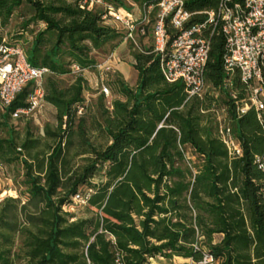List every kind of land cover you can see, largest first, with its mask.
Returning a JSON list of instances; mask_svg holds the SVG:
<instances>
[{
  "label": "trees",
  "instance_id": "trees-1",
  "mask_svg": "<svg viewBox=\"0 0 264 264\" xmlns=\"http://www.w3.org/2000/svg\"><path fill=\"white\" fill-rule=\"evenodd\" d=\"M83 1L0 0V42L22 6L32 14L23 28L44 25L24 50L32 66L49 71L44 101L56 121L42 138L26 130L22 138L0 139V165H20L26 194L23 204L10 197L0 202V264H14L16 237L23 238L26 264H150L175 257L200 264L205 256L213 264H264V173L255 163L264 154V126L253 109L238 119L233 114L222 89V34L210 37L205 67L207 86L219 93L186 102L184 85L165 81L153 52L158 0H105L116 9L130 11L127 3L152 9L134 34L136 46L129 42L136 86L116 74L107 88L118 98H102L94 114L84 101L82 74L96 71L94 51L116 47L125 34L102 20L100 8H82ZM183 1L194 14L190 24L204 21L203 13L220 2ZM232 82L241 99L244 85L237 75ZM31 90V83L21 90L0 125L27 108ZM211 105L230 108L241 158L229 160L214 136ZM186 147L200 165L186 160ZM76 195L87 196L84 206L72 201Z\"/></svg>",
  "mask_w": 264,
  "mask_h": 264
},
{
  "label": "built area",
  "instance_id": "built-area-1",
  "mask_svg": "<svg viewBox=\"0 0 264 264\" xmlns=\"http://www.w3.org/2000/svg\"><path fill=\"white\" fill-rule=\"evenodd\" d=\"M82 8L91 11L100 8L102 20L118 23L125 28L124 40L136 46L134 34L139 25L149 23L152 7H141L142 20L135 24L133 15L123 8L116 9L105 0H84ZM153 30V52L159 56L160 72L166 82H180L185 87L186 102L202 100L205 95H217L210 91L205 80V67L210 49V37L214 32L222 34L226 43L222 89L228 94L235 118H241L250 109L264 126V0H220L215 11L204 12V21L190 24L194 14L188 12L183 0H158ZM173 35L168 33V29ZM207 32V33H206ZM77 73L79 68L73 66ZM47 69L32 66L25 50L19 45L0 42V109L6 111L16 96L28 84L32 90L27 98V108L15 110L11 118L39 114L44 105V77ZM237 75L244 85V96L239 99L233 89V76ZM100 93L109 96V89L100 85ZM229 107L211 105L214 136L225 147L229 160L242 157L239 139L231 127ZM78 114L81 109H78ZM202 113H205L202 111ZM186 158V151L184 152ZM187 160V158H186ZM258 169L264 173V154L255 157ZM87 196L76 195L72 201L84 206ZM200 264H213L205 256Z\"/></svg>",
  "mask_w": 264,
  "mask_h": 264
},
{
  "label": "rangeland",
  "instance_id": "rangeland-1",
  "mask_svg": "<svg viewBox=\"0 0 264 264\" xmlns=\"http://www.w3.org/2000/svg\"><path fill=\"white\" fill-rule=\"evenodd\" d=\"M127 7L130 9V12L133 15V19L136 25L142 20L141 17V8L138 6L127 3ZM125 10V9H124ZM32 14L28 7L22 6L20 9L16 11V13L11 17L9 24L4 28L2 31L3 38H5L8 42L19 44L23 49H26L32 42L35 34L42 30L44 25L40 22L38 23H31L29 26L23 28L24 24L30 20ZM113 27L122 30L125 32V28L119 25L118 23L111 24ZM122 48L131 51V44L128 41H124ZM115 52V58L121 62L124 59V54H118V49L116 50L115 47H106L103 48L102 51H94L93 58L96 61L97 69L94 72L85 71L82 75L88 84V89L86 91L87 102L90 108L94 109L98 102L99 96L97 95V89H100V85H105L108 87V84L112 82L115 78L116 74H119L113 67L109 68L108 64L105 65V59L110 57L111 54ZM104 62V63H103ZM113 62V61H112ZM122 80L124 83L131 88L134 87V79L130 78L128 75ZM111 96V91L109 90V98ZM108 98V100H109ZM43 110V109H42ZM50 112L45 111V118L42 123H37L32 118H18L17 120H13L11 118L6 121V126L0 125V139L9 138L10 135L14 134V137H23L26 130H29L33 133L35 138H38L41 135V128L48 125L51 122ZM3 122V115L0 113V123ZM17 134V135H15ZM186 158L187 160L193 165L198 166L200 165L199 157L192 151L186 150ZM21 167L20 165L14 166H1L0 165V200L6 197L17 196L19 198L21 204L25 202L26 197L17 194L20 190V194H23V189L21 188V179H20ZM17 191V192H16ZM71 212H75L73 209L70 210ZM80 216V214H78ZM22 238H18L15 241L14 249L12 250L15 259L18 257L20 260H15V264H24L22 261V252L20 251ZM150 264H193L191 262H185L181 260H173L171 262H166L165 260L154 259L149 261Z\"/></svg>",
  "mask_w": 264,
  "mask_h": 264
},
{
  "label": "crops",
  "instance_id": "crops-1",
  "mask_svg": "<svg viewBox=\"0 0 264 264\" xmlns=\"http://www.w3.org/2000/svg\"><path fill=\"white\" fill-rule=\"evenodd\" d=\"M124 39L115 47L116 48V50L118 49V54L120 53V54H124L125 53V55H124V59H122V61L123 62H121V59H120V61L118 60V59H116L115 58V52H113V54H111L110 55V57H108L107 59H105V65H107L108 63V67L109 68H111V67H113L116 71H118V75H120V77H121V79H122V77H123V79L125 78V76L126 75H128L131 79L133 78L134 79V87L136 86V82H137V72L134 70V68H133V66H132V64H133V58H132V55H131V51H129V50H126L125 48H122L121 49V47H123L122 45L124 44ZM99 51H102V50H99ZM113 61V62H112ZM104 63V62H103ZM98 65V64H97ZM98 67H99V65H98ZM100 68V67H99ZM83 76V75H82ZM46 77H47V75L44 77V80H43V86H44V84H45V81H46ZM84 78V77H83ZM85 80V79H84ZM86 81V80H85ZM87 83V82H86ZM133 87V88H134ZM129 88H131V86H129ZM87 89H88V84H87V88H86V90L84 91V93H83V97H84V101H85V104L86 105H88V102H87V94H86V91H87ZM97 91V95L99 96V102H100V100L102 99V98H104L105 99V101L108 103V101H110L111 99H116V98H118V96L117 95H113L112 93H111V96H110V98H109V96H107V97H105L104 95H102L101 93H100V90H99V88L96 90ZM108 98H109V100H108ZM99 102H98V104H99ZM98 104H97V106H98ZM89 106V105H88ZM97 106L94 108V109H92L91 108V110H92V113H94V114H96L97 113ZM45 111H49L50 112V118H51V122L48 124V125H46V126H44V127H42L41 128V135L38 137V138H42L43 136H44V131L46 130V129H54L55 127H56V121H55V109L51 106V105H49V104H47V103H45V105H44V107H43V110L39 113V114H35V115H32V116H29V117H27V118H32V119H34V121L36 122V124L37 123H42L43 121H44V118H45ZM5 112L6 111H4V110H2V109H0V113H2V115H4L5 114ZM202 112V111H201ZM10 118H11V116H10ZM20 118H25V117H20ZM11 119H13V118H11ZM18 119V118H17ZM17 119H13V120H17ZM186 150H191L189 147H186ZM185 150V151H186ZM23 194H20V190L17 192V194L19 195V197L21 196V195H23L24 197H26V194H25V190L23 189ZM10 198H14V199H16L17 198V196H12V197H10ZM2 201V199L0 200V202ZM26 201V200H25ZM23 204V203H22ZM18 238H21V237H16V239H15V241L18 239ZM22 241H23V238H22ZM21 241V242H22ZM14 249V248H13ZM11 259L13 260V263L15 264V260H20V259H18V257L15 259V256H14V254H13V252H12V255H11ZM21 259H22V261L24 262V264H26V259H25V256H24V253L22 252V257H21ZM158 259V258H157ZM160 260H164V259H162V258H159ZM152 260V259H151ZM173 260H181V261H185V262H191V263H193L191 260H188V259H182V258H177V257H175V258H173ZM172 260V261H173ZM166 261V260H165ZM166 262H171V261H166ZM194 264V263H193Z\"/></svg>",
  "mask_w": 264,
  "mask_h": 264
}]
</instances>
